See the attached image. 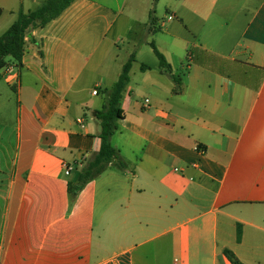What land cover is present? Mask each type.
I'll return each mask as SVG.
<instances>
[{"label":"crops","instance_id":"obj_1","mask_svg":"<svg viewBox=\"0 0 264 264\" xmlns=\"http://www.w3.org/2000/svg\"><path fill=\"white\" fill-rule=\"evenodd\" d=\"M44 1L0 0V37ZM157 2L123 0L119 22L118 4L75 0L28 32L13 80L0 71V264H264V0H167L159 20ZM132 55L110 139L129 167L71 205Z\"/></svg>","mask_w":264,"mask_h":264},{"label":"trees","instance_id":"obj_2","mask_svg":"<svg viewBox=\"0 0 264 264\" xmlns=\"http://www.w3.org/2000/svg\"><path fill=\"white\" fill-rule=\"evenodd\" d=\"M74 1L75 0H45L44 3L34 11L28 13L19 11L16 14L14 23L0 37V71L6 66L7 61L20 66L25 52L28 32L33 29L45 28L52 21L58 19ZM150 47L158 61L159 68L163 73L170 76L175 85L172 91L173 94H180V81L171 74L172 71L170 66L155 45L150 43ZM133 62L134 55H132L122 67L116 83L111 89L105 92L106 105L101 111L96 113L95 117L99 128L98 138L100 140V149L86 162L85 166L76 176V179L68 181L67 191L71 205L84 186L98 178L107 169L113 168L122 172L129 167L121 158L119 152L112 147L110 139L118 130V122L122 118L120 102L129 83V74ZM223 253L230 264H242L230 251L225 250Z\"/></svg>","mask_w":264,"mask_h":264},{"label":"rangeland","instance_id":"obj_3","mask_svg":"<svg viewBox=\"0 0 264 264\" xmlns=\"http://www.w3.org/2000/svg\"><path fill=\"white\" fill-rule=\"evenodd\" d=\"M97 2H99V3H101V4H103L104 6H108V7H114V9H115V11H116V6H117V4H118V6L119 7H121L120 8V11H123L122 12V16H120V18H119V22H122L123 20H124V16H126L127 15V11H126V9H124V7L122 6V2H123V0H96ZM166 3H167V0H160V2L158 3H156L155 4V6H156V12H155V15H156V18L159 20V19H161V17L163 16V15H165V7H166ZM152 15H153V12H152ZM159 34L161 33V32H158ZM121 39H123L124 40V36L121 38ZM118 46L119 47H121V49H125V48H127V40L123 43L122 41L118 44ZM146 52H149V51H147V49H146ZM227 55V57H234L233 55H230V54H226ZM150 56V58H152V60H156L155 59V57L153 56V55H149V53H148V57ZM147 58H143V60H146ZM186 56H185V58L183 59V62H186ZM148 60V59H147ZM157 61V60H156ZM135 66V65H134ZM138 67L136 66V77L135 78H133V80H132V83H131V85L129 86V88H131V92H133V95L131 96V98H132V100H134V101H137V102H142L147 96H146V94L144 93V91H142V90H139V89H136L135 88V83H137V81H136V79H137V76H139L138 74H139V71H138V69H137Z\"/></svg>","mask_w":264,"mask_h":264},{"label":"built area","instance_id":"obj_4","mask_svg":"<svg viewBox=\"0 0 264 264\" xmlns=\"http://www.w3.org/2000/svg\"><path fill=\"white\" fill-rule=\"evenodd\" d=\"M3 76L5 77L6 80H13L16 77V67L13 65H6L2 70ZM94 95H96V92H93ZM148 103V101H146ZM65 175L68 176L70 173V169L66 168L65 169Z\"/></svg>","mask_w":264,"mask_h":264}]
</instances>
